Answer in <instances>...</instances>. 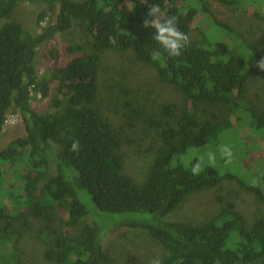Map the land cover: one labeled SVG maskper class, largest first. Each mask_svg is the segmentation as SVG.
<instances>
[{
    "label": "trees",
    "instance_id": "16d2710c",
    "mask_svg": "<svg viewBox=\"0 0 264 264\" xmlns=\"http://www.w3.org/2000/svg\"><path fill=\"white\" fill-rule=\"evenodd\" d=\"M198 1L202 12L209 13L206 2ZM184 2L0 0V19L10 17L22 3H43L47 12L53 14L58 8L54 23L37 36L16 22L0 27V134L12 108L20 113L25 131L24 137L0 149V264H22L17 256L20 233L14 230V224L20 222V228L27 231L32 228L28 217L44 223V229L38 228L37 232L49 246L43 254L47 262L117 264L104 253L97 227L85 225L78 236L67 235L66 228L78 226L89 213L78 198L79 190L88 193L100 212L157 216V223L125 222L123 226L144 230L160 243L168 251L161 264H264V215L248 226L234 204L228 203L213 221L202 225L161 220L186 196L212 188L221 180L208 167L193 176L190 169L195 161L188 167L172 164L178 156L190 147L216 141L231 125L229 118L239 110L248 113L251 123L264 130V112H258L250 103L240 104L252 76L261 80L264 89V71L256 67L264 57V49L256 44L249 46L256 63L248 66L241 57L230 55L222 43L204 48L190 38L196 10L184 11L180 8ZM153 3L160 5L163 16L176 17L177 27L189 36L179 57L162 54L158 59L152 58V52L160 50L159 45L153 39L154 29L142 25ZM74 20L86 25L91 37L90 51L38 76L37 47L56 33L68 31ZM220 26L231 31L226 24ZM108 49H131L136 62L152 66L159 80L179 90L184 98L183 108L165 104L158 119H147V126L155 131L160 145L142 185L135 184L122 171L123 156L118 152L121 132L113 129L95 105L101 52ZM50 54L55 59L54 51ZM50 81L56 83L53 115H43L32 108L31 102L49 96ZM202 104L224 106L229 115L221 121L199 119L197 113ZM124 106L129 108L131 119L139 115L128 103ZM74 140L80 142L78 153L71 151ZM50 167L52 175H48ZM10 172L19 181L21 198L12 186H5ZM250 191L264 203L262 191ZM61 211L67 214L61 220L65 228H53ZM220 220L223 221L217 224ZM232 230L239 242L235 249H225ZM49 235H53V240L48 242Z\"/></svg>",
    "mask_w": 264,
    "mask_h": 264
},
{
    "label": "rangeland",
    "instance_id": "374dc122",
    "mask_svg": "<svg viewBox=\"0 0 264 264\" xmlns=\"http://www.w3.org/2000/svg\"><path fill=\"white\" fill-rule=\"evenodd\" d=\"M204 2L209 13L202 12L198 0H185L180 6L184 11L189 8L196 10L190 38L200 42L204 48L222 43L226 45L230 55L241 57L248 66L255 64L256 60L249 46L256 44L264 49V0H204ZM57 11L58 8L54 14L47 12L43 3L35 5L22 3L10 17L0 19V27L8 22H16L33 36H37L43 33L45 27L54 23ZM41 14L44 16L39 21ZM220 23L229 26L231 31L223 29ZM90 39L86 25L74 20L68 31L56 33L53 39L41 43L36 49L35 58L38 76L62 66L74 56L89 52ZM72 47H75V50H70ZM77 47L79 49H76ZM51 50L54 51L55 59L51 57ZM55 86L56 83L50 81L49 96L45 99L32 100L31 106L38 113L53 115ZM263 99V83L259 78L252 76L247 82L240 104L247 102L258 112H264ZM125 103L139 115L131 119L132 114L129 108L124 106ZM165 104H175L181 109L184 105L183 95L176 88L160 81L152 66L136 62L131 49L123 52L108 49L101 52L95 105L113 129L121 132L122 142L118 152L123 156L122 171L137 185L144 183L160 145L155 131L147 126V119H158L160 109ZM197 115L202 120L221 121L229 113L224 106L202 104ZM229 119L231 125L218 135L216 141L190 147L172 163L188 167L195 161L197 150L202 153L215 152L217 163L215 166H209L205 156L204 170L208 167L216 171L221 178L220 182L212 188L186 196L174 211L161 219L162 221L191 226L202 225L213 221L228 203L234 204L248 226H252L256 218L264 215V203H260L256 195L250 191L258 189L264 193V130L255 127L251 123L250 115L243 110L232 114ZM24 136L21 115L12 108L7 113V120L0 134V149ZM221 145L232 148L231 163L221 159L219 152ZM52 174L53 167H50L48 175ZM6 180L8 183L5 186H12L17 197L21 198L23 193L15 174L10 172ZM78 198L89 213L78 226L66 228L68 236H78L85 225L94 226L101 231L104 253L117 264H152L155 260L161 264L168 251L148 232L123 226L125 222L157 223L160 220L157 216L141 212L124 214L100 212L84 190L78 191ZM3 202L8 204L5 198ZM66 217L67 214L61 211L54 220L53 228H65L61 220H65ZM26 220L32 223V228L27 231L20 228V222L14 224V230L20 233L17 243L19 260L22 264H54L43 258L44 251L49 246L47 247L42 236L38 235L37 229H44V223L32 217ZM46 238L48 242L52 241L53 235ZM238 242V235L232 230L225 249H235Z\"/></svg>",
    "mask_w": 264,
    "mask_h": 264
},
{
    "label": "clouds",
    "instance_id": "9594fccd",
    "mask_svg": "<svg viewBox=\"0 0 264 264\" xmlns=\"http://www.w3.org/2000/svg\"><path fill=\"white\" fill-rule=\"evenodd\" d=\"M144 18L142 27L145 29H154L153 39L159 45L160 50L152 52V58L158 59L162 54L169 58L179 57L182 54V49H184L189 41V36L182 32L177 27V19L174 16L165 17L162 14L161 7L158 3H153L148 7V12ZM162 50V52H161ZM256 67L260 71H264V57H262L256 64ZM80 142L74 140L71 145V151L78 153L80 151ZM195 157V162L191 166V174L193 176H198L204 170V160L207 157V164L209 166H215L217 163L216 153L208 151L206 153L199 152ZM219 152L221 159L226 163H231L233 159V150L228 145H221L219 147ZM152 264H159L158 260L152 262Z\"/></svg>",
    "mask_w": 264,
    "mask_h": 264
}]
</instances>
